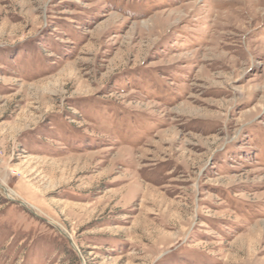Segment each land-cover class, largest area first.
Segmentation results:
<instances>
[{"label": "rangeland", "instance_id": "374dc122", "mask_svg": "<svg viewBox=\"0 0 264 264\" xmlns=\"http://www.w3.org/2000/svg\"><path fill=\"white\" fill-rule=\"evenodd\" d=\"M0 264H264V0H0Z\"/></svg>", "mask_w": 264, "mask_h": 264}, {"label": "water", "instance_id": "95a60500", "mask_svg": "<svg viewBox=\"0 0 264 264\" xmlns=\"http://www.w3.org/2000/svg\"><path fill=\"white\" fill-rule=\"evenodd\" d=\"M72 243V242H71ZM73 244V243H72Z\"/></svg>", "mask_w": 264, "mask_h": 264}, {"label": "bare ground", "instance_id": "6f19581e", "mask_svg": "<svg viewBox=\"0 0 264 264\" xmlns=\"http://www.w3.org/2000/svg\"><path fill=\"white\" fill-rule=\"evenodd\" d=\"M233 14V13H232Z\"/></svg>", "mask_w": 264, "mask_h": 264}]
</instances>
